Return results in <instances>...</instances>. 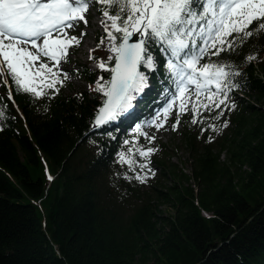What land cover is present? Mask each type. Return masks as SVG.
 <instances>
[{"label":"trees","instance_id":"trees-1","mask_svg":"<svg viewBox=\"0 0 264 264\" xmlns=\"http://www.w3.org/2000/svg\"><path fill=\"white\" fill-rule=\"evenodd\" d=\"M98 37L93 60L110 68L103 27ZM153 52L156 70L141 71L160 87L168 53ZM207 62L232 65L237 86L219 109H199L198 123L190 109L179 116L189 172L157 156L149 180L119 162L121 152L146 162L140 135L120 130L126 122L92 129L104 101L96 81L108 71L82 65L75 72L88 88L39 100L8 77L15 106L0 81V264H264V33ZM238 91L244 97L230 100Z\"/></svg>","mask_w":264,"mask_h":264},{"label":"snow or ice","instance_id":"snow-or-ice-1","mask_svg":"<svg viewBox=\"0 0 264 264\" xmlns=\"http://www.w3.org/2000/svg\"><path fill=\"white\" fill-rule=\"evenodd\" d=\"M93 4L100 5L101 25L112 42L109 51L114 56H109L108 61H115L111 68L106 67V62L98 63L101 70L111 73V78L104 83L96 81L94 91L106 99L96 113L93 127L109 125L131 113L136 96L149 87L141 67L152 72L158 66L153 48L168 53L164 67L175 85L173 100L163 109L165 120L175 101L188 93L172 127L175 130L180 114L189 109L191 123H198L197 117L202 116L199 109L211 113L226 104L229 92L237 86L231 79L240 75L231 70L230 64L200 61L205 56L235 51L238 40L242 43L264 33V0H0V78L10 77L17 93L30 95L34 100L59 94L69 78L59 66L67 62L68 49L80 44V38L70 36L67 30L75 29L81 21L87 25L84 14ZM133 36L137 41L130 43ZM254 59L255 56L246 57L249 63ZM4 83H8L7 79ZM201 96L208 102L200 100ZM3 115L0 111V119ZM221 115L223 112H217L215 118ZM150 126L159 130L164 125L154 121ZM135 133L150 143L155 139L143 133L140 124L135 125ZM132 151L130 147L128 152ZM155 151L137 147L136 153L145 158V163L137 164L123 152L119 162L126 164L129 171L139 167L151 172L147 158ZM134 178L144 183L147 177Z\"/></svg>","mask_w":264,"mask_h":264},{"label":"rangeland","instance_id":"rangeland-1","mask_svg":"<svg viewBox=\"0 0 264 264\" xmlns=\"http://www.w3.org/2000/svg\"><path fill=\"white\" fill-rule=\"evenodd\" d=\"M84 15L88 21V24L85 25L83 21H81L78 27L72 32L73 36H77L78 38H80V44L75 49L74 48L68 49V52L70 51V54L67 57V62H62L59 66L60 69L63 72L68 73L69 76V78L64 81L65 83H64L63 92L65 94L73 93L76 92L77 90L88 88L87 84L83 80H80L77 77L76 73H74V69H76V67L86 64L89 68H92L93 70L99 69L97 63H93V64L89 63L88 58L90 51L94 50L97 41L100 39L98 38V33L101 29V20L100 18H98L95 8L91 6L88 12L85 13ZM81 33H84L85 35L81 36ZM111 44L112 42L109 40H107L104 43V54L106 59H108L109 56H114V54L111 55V52L109 51ZM49 66H52L51 62L49 63ZM4 79L7 78L6 77L0 78V81L4 82ZM149 79L150 78H148V84H149ZM174 86L175 85L173 84L171 88H167L162 93L163 97L159 102H162L163 100H165L167 97L170 96ZM158 93L159 91L156 89L154 95L157 96ZM175 114L176 112L168 113L167 114L168 118L167 120H165L164 115L158 116L157 113H154L152 118L150 119L146 118L145 121L141 124V131L143 133H145L147 136L155 137V139L150 143L149 140L145 136H143L144 142L142 146H144L145 149L147 148L156 149L154 154H152L150 157L147 158L148 160H150V163L148 164V168L152 170L151 172H149L147 169V171L150 173L148 180L153 176L152 172L155 173L154 175H156L159 172L156 163L153 162V158L157 156H159L158 158L163 157L165 160L169 156H171L170 158L171 163L176 164V166L182 169L185 173L189 172L187 153L181 144V135L179 134L181 127L179 124H177L175 130H173L172 127L173 124H176V120H177V116H175ZM155 117L158 119L157 124L163 122L164 125L159 130H157L155 126H150L153 124L154 122L153 120L155 119ZM223 123H221V121L217 119L215 121V127H214L216 131L214 132L220 134L222 131H224L226 127L222 126ZM219 126H221V128H219ZM161 145H163L165 149L161 148Z\"/></svg>","mask_w":264,"mask_h":264},{"label":"bare ground","instance_id":"bare-ground-1","mask_svg":"<svg viewBox=\"0 0 264 264\" xmlns=\"http://www.w3.org/2000/svg\"><path fill=\"white\" fill-rule=\"evenodd\" d=\"M83 49H84V48H83ZM113 54H114V53L111 52V55H113ZM174 87H175V86H174ZM158 95H159V94H158ZM158 95H157V96H158ZM167 101H168V99H166V102H167ZM154 102H155V101H154ZM166 102H165V103H166ZM155 103H156V102H155ZM133 104L135 105V102H134ZM161 106H162V105H161ZM143 122H144V120L141 121V122L136 123L135 125H137V124H142ZM97 128H99V127H97ZM97 128H96V129H97ZM121 128H122L121 131H123L124 133H126L128 130H130V128H129V129H127V128H124V129H123V127H121Z\"/></svg>","mask_w":264,"mask_h":264},{"label":"water","instance_id":"water-1","mask_svg":"<svg viewBox=\"0 0 264 264\" xmlns=\"http://www.w3.org/2000/svg\"><path fill=\"white\" fill-rule=\"evenodd\" d=\"M137 41V37L136 36H133L132 40L130 41V43H134ZM115 66V61L113 63V67ZM95 128V127H94Z\"/></svg>","mask_w":264,"mask_h":264}]
</instances>
